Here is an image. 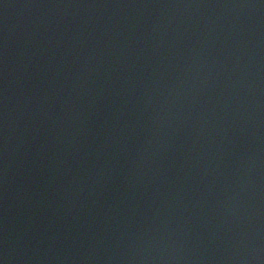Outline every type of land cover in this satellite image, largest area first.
Here are the masks:
<instances>
[{
	"label": "water",
	"instance_id": "obj_1",
	"mask_svg": "<svg viewBox=\"0 0 264 264\" xmlns=\"http://www.w3.org/2000/svg\"><path fill=\"white\" fill-rule=\"evenodd\" d=\"M0 264H264V0H0Z\"/></svg>",
	"mask_w": 264,
	"mask_h": 264
}]
</instances>
